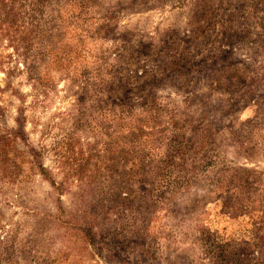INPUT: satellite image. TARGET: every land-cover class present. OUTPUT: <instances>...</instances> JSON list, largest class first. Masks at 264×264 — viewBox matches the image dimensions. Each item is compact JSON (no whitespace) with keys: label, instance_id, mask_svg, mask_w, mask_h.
Segmentation results:
<instances>
[{"label":"rangeland","instance_id":"374dc122","mask_svg":"<svg viewBox=\"0 0 264 264\" xmlns=\"http://www.w3.org/2000/svg\"><path fill=\"white\" fill-rule=\"evenodd\" d=\"M13 4L0 264H264V0Z\"/></svg>","mask_w":264,"mask_h":264},{"label":"trees","instance_id":"16d2710c","mask_svg":"<svg viewBox=\"0 0 264 264\" xmlns=\"http://www.w3.org/2000/svg\"><path fill=\"white\" fill-rule=\"evenodd\" d=\"M14 3L13 6L16 4V0H0V42H3V38L4 36H7L8 34H10V29L5 27V22L10 19L11 16V12L10 10L12 8L9 7V4ZM5 13V18L3 19V14ZM29 15V14H28ZM30 16L24 15L22 17V19H28ZM20 28L22 30V34L21 37L16 40L14 39L12 42H15V50L17 53V57L18 60H23L25 65L28 66L29 61H28V52L30 51V43H25V41L27 40L25 37V31H26V25L25 24H20ZM9 73H13V71H9ZM15 93H17V91H14ZM23 130V129H22ZM18 133H23V131H19ZM16 137H17V133H15ZM7 165H10V160H9V154L7 152H5L3 154V157H0V166L3 168H6Z\"/></svg>","mask_w":264,"mask_h":264}]
</instances>
